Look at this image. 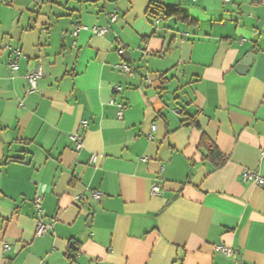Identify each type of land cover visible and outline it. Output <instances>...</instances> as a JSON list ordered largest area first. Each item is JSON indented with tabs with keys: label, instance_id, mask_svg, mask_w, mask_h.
Masks as SVG:
<instances>
[{
	"label": "crops",
	"instance_id": "obj_1",
	"mask_svg": "<svg viewBox=\"0 0 264 264\" xmlns=\"http://www.w3.org/2000/svg\"><path fill=\"white\" fill-rule=\"evenodd\" d=\"M244 169L264 178V0L0 2V264H264V187ZM40 187L53 230L37 237Z\"/></svg>",
	"mask_w": 264,
	"mask_h": 264
},
{
	"label": "built area",
	"instance_id": "obj_2",
	"mask_svg": "<svg viewBox=\"0 0 264 264\" xmlns=\"http://www.w3.org/2000/svg\"><path fill=\"white\" fill-rule=\"evenodd\" d=\"M224 3H229L230 0H222ZM0 2H2V0H0ZM117 20V10L114 9L112 11V13H110L109 15V21L110 23H114ZM159 19L155 20V24H158ZM80 31H88L93 35L96 36H104L107 32H108V28H101V27H88L85 25H78L73 27L72 31H71V35L73 37H76L78 35V33ZM11 52L14 54L15 56V60H17L20 56H21V52L19 49H11ZM117 52L119 54L123 53V48L119 47L117 49ZM10 69L12 72H14L17 68L15 62L11 63L9 65ZM116 69L118 71H121L125 74H127L128 76H131V69L130 67L126 64V63H121L119 65L116 66ZM42 77V68L40 65H38L35 69H33L32 71H30L27 74V80L29 83V86L26 90V94H31L33 92H35L37 90V86H38V81L41 79ZM115 91H118V88H115ZM109 105L111 106H116L117 108V116L119 119L122 118V112L124 109V105L122 103H116L114 101V99H111L109 101ZM80 127L85 129L87 128V123L85 121H81L80 122ZM155 127L154 125L151 126V132L154 131ZM151 135V134H150ZM70 140L73 142L74 144V148L75 150H80L83 147V136L82 134H80L79 132H73L72 134H70L69 136ZM97 160V156H92V162H95ZM241 180L243 183H252L255 186L258 187H264V178L256 171H252V170H248V169H244L241 172ZM46 192V188L45 187H40L34 198H33V207L35 209V211L38 213V218H37V224H36V230H35V235L37 237H42L45 234L51 232L53 230V223L51 222H44L43 220V210H42V200H43V196L44 193ZM161 186L159 184H154L151 187V195H160L161 194ZM103 194L99 191H91V198L98 202L102 199ZM83 198L82 195H77L75 197V201L79 202V200H81ZM6 249V247H5ZM215 250L221 254H223L226 257H231L233 255V252L231 251V249L227 248V247H222V246H217L215 247Z\"/></svg>",
	"mask_w": 264,
	"mask_h": 264
},
{
	"label": "trees",
	"instance_id": "obj_3",
	"mask_svg": "<svg viewBox=\"0 0 264 264\" xmlns=\"http://www.w3.org/2000/svg\"><path fill=\"white\" fill-rule=\"evenodd\" d=\"M148 15L152 18H176L181 21H190L189 17L185 15L181 11V9L176 7H168L160 2L155 1H152L150 3V6L148 8ZM206 157L214 163L215 169L222 167L226 162L225 157L221 155L219 150L214 145L210 146Z\"/></svg>",
	"mask_w": 264,
	"mask_h": 264
},
{
	"label": "water",
	"instance_id": "obj_4",
	"mask_svg": "<svg viewBox=\"0 0 264 264\" xmlns=\"http://www.w3.org/2000/svg\"><path fill=\"white\" fill-rule=\"evenodd\" d=\"M127 54H128L127 51H126V53H125V52L122 53V55H127ZM127 56H128V55H127ZM247 65H248V63H243V64H242L243 67H247Z\"/></svg>",
	"mask_w": 264,
	"mask_h": 264
}]
</instances>
